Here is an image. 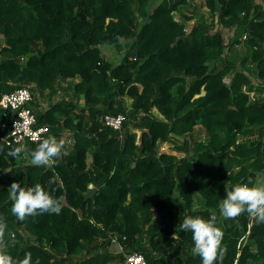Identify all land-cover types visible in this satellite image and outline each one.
Listing matches in <instances>:
<instances>
[{"label":"trees","instance_id":"16d2710c","mask_svg":"<svg viewBox=\"0 0 264 264\" xmlns=\"http://www.w3.org/2000/svg\"><path fill=\"white\" fill-rule=\"evenodd\" d=\"M205 2L212 21L187 15L189 0H0V98L29 88L37 124L63 141L47 164L12 156L15 116L0 107V251L30 252L33 264H123L131 253L200 264L179 222L214 214V264H264V222L219 210L225 188L264 184V99L247 89L264 91V0ZM105 114L124 115L121 128ZM13 181L39 183L59 211L18 218Z\"/></svg>","mask_w":264,"mask_h":264},{"label":"clouds","instance_id":"9594fccd","mask_svg":"<svg viewBox=\"0 0 264 264\" xmlns=\"http://www.w3.org/2000/svg\"><path fill=\"white\" fill-rule=\"evenodd\" d=\"M63 141L54 135L40 137L34 149L29 150L27 145L19 143L10 148V154L29 153L34 164H47L59 155ZM9 189L12 198L11 211L18 218L35 214L39 211H59L56 197L42 188L39 183L32 186H21L13 181ZM226 194L219 201L220 213L225 217H232L242 211H247L257 222H264V184L250 185L245 182L236 183L231 188H225ZM179 227L191 231L193 241L191 252L199 255L200 264H214L223 256V232L216 224L215 215L205 218L200 215H186L179 222ZM5 223L0 220V233L4 231ZM0 264H33L31 253L27 252L23 258H13L7 251H0Z\"/></svg>","mask_w":264,"mask_h":264},{"label":"built area","instance_id":"2783aa9c","mask_svg":"<svg viewBox=\"0 0 264 264\" xmlns=\"http://www.w3.org/2000/svg\"><path fill=\"white\" fill-rule=\"evenodd\" d=\"M33 94L29 88L19 87L12 92L3 93L0 98V107L14 113V119L9 126L5 142L8 145L28 142H39L40 137L47 136L50 132L48 125H38L35 109L32 106ZM125 116L122 114H105V125L119 129ZM123 264H147L140 253H131L126 256Z\"/></svg>","mask_w":264,"mask_h":264},{"label":"rangeland","instance_id":"374dc122","mask_svg":"<svg viewBox=\"0 0 264 264\" xmlns=\"http://www.w3.org/2000/svg\"><path fill=\"white\" fill-rule=\"evenodd\" d=\"M205 1L206 0H189V5L187 6L188 9L185 12L187 13V15L192 14L193 16H195L193 14V12L195 10H200L201 12L204 13L205 18L208 21H212V16L208 13V8L206 6V2ZM194 21H195V18H192L191 20L187 21L188 30H190V28L193 26ZM106 54L109 55V57H111V59H114V60L117 59V56H116V54H115V52L113 51L112 48H107ZM155 112H157V109H155ZM136 132L139 135L141 134V130H137ZM172 145L173 144L170 143V142L164 143L163 146H162V149L166 150V151H171L172 153H175L177 155H182L183 154L182 152L174 151L172 149Z\"/></svg>","mask_w":264,"mask_h":264},{"label":"crops","instance_id":"0c3cea01","mask_svg":"<svg viewBox=\"0 0 264 264\" xmlns=\"http://www.w3.org/2000/svg\"><path fill=\"white\" fill-rule=\"evenodd\" d=\"M247 89L249 92L250 101H254L255 99H264V91L258 87L257 82H252L250 85H247ZM195 134L202 137L203 129L200 126H196Z\"/></svg>","mask_w":264,"mask_h":264},{"label":"water","instance_id":"95a60500","mask_svg":"<svg viewBox=\"0 0 264 264\" xmlns=\"http://www.w3.org/2000/svg\"><path fill=\"white\" fill-rule=\"evenodd\" d=\"M95 192H96V189H90V190H88L86 192L85 197L86 198H91V197H93V195H94Z\"/></svg>","mask_w":264,"mask_h":264}]
</instances>
